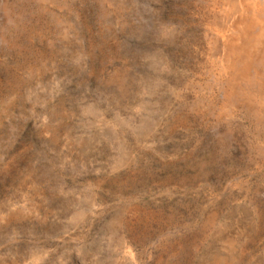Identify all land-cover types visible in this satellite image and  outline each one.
Returning <instances> with one entry per match:
<instances>
[{"label": "rangeland", "instance_id": "obj_1", "mask_svg": "<svg viewBox=\"0 0 264 264\" xmlns=\"http://www.w3.org/2000/svg\"><path fill=\"white\" fill-rule=\"evenodd\" d=\"M263 2L0 0V264H264Z\"/></svg>", "mask_w": 264, "mask_h": 264}, {"label": "bare ground", "instance_id": "obj_2", "mask_svg": "<svg viewBox=\"0 0 264 264\" xmlns=\"http://www.w3.org/2000/svg\"><path fill=\"white\" fill-rule=\"evenodd\" d=\"M235 2H236V0H234ZM245 2V1H244ZM264 3V2H263ZM261 5H262V3H261ZM251 6V5H250ZM264 11V10H263ZM259 19V18H258ZM253 23V22H252ZM252 26V25H251ZM241 32V31H240ZM245 33H247V32H245ZM245 33H244V35H245ZM264 35V34H263ZM250 37V36H249ZM254 38H256V37H254ZM247 40V39H246ZM249 40V39H248ZM254 40V39H253ZM255 41H256V39H255ZM246 45V44H245ZM244 45V46H245ZM258 46H259V44H258ZM247 47V46H246ZM246 49V48H245ZM245 52V51H244ZM249 52V51H248Z\"/></svg>", "mask_w": 264, "mask_h": 264}]
</instances>
